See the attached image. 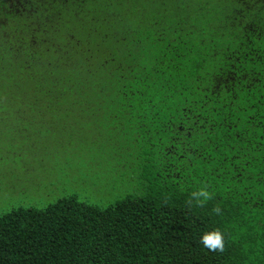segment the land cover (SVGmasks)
I'll list each match as a JSON object with an SVG mask.
<instances>
[{
  "label": "trees",
  "instance_id": "1",
  "mask_svg": "<svg viewBox=\"0 0 264 264\" xmlns=\"http://www.w3.org/2000/svg\"><path fill=\"white\" fill-rule=\"evenodd\" d=\"M59 118L92 119L133 190L1 212L0 264H264V0H0V129Z\"/></svg>",
  "mask_w": 264,
  "mask_h": 264
},
{
  "label": "rangeland",
  "instance_id": "2",
  "mask_svg": "<svg viewBox=\"0 0 264 264\" xmlns=\"http://www.w3.org/2000/svg\"><path fill=\"white\" fill-rule=\"evenodd\" d=\"M75 121L81 125L77 126L79 130L73 125ZM86 125L92 126L94 121L55 119L51 126L57 127L54 131L40 128L46 133L28 140L0 129V213L17 206L40 209L66 195L106 208L132 192L136 181L128 182L118 163L102 158L107 154L103 152L114 148L113 144L103 140L93 142V134L85 130ZM94 130L99 132L94 136L100 139V131ZM71 137L91 145L79 150L78 142ZM117 142V147L123 145ZM72 145L77 151L69 149ZM64 147L69 152H64Z\"/></svg>",
  "mask_w": 264,
  "mask_h": 264
},
{
  "label": "clouds",
  "instance_id": "3",
  "mask_svg": "<svg viewBox=\"0 0 264 264\" xmlns=\"http://www.w3.org/2000/svg\"><path fill=\"white\" fill-rule=\"evenodd\" d=\"M212 198V194L206 188L202 187L191 193L187 204L189 208L193 205L203 207ZM212 211L220 215L222 209L216 206ZM199 243L210 252L223 253L225 251L224 234L219 229L203 233L199 239Z\"/></svg>",
  "mask_w": 264,
  "mask_h": 264
}]
</instances>
